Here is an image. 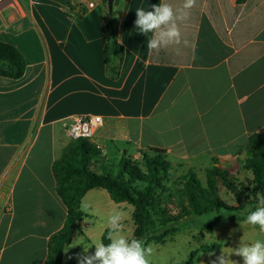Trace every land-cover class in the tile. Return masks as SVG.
Listing matches in <instances>:
<instances>
[{
	"label": "crops",
	"instance_id": "1",
	"mask_svg": "<svg viewBox=\"0 0 264 264\" xmlns=\"http://www.w3.org/2000/svg\"><path fill=\"white\" fill-rule=\"evenodd\" d=\"M159 2L117 0L124 59L115 79L103 0L78 15L66 0H9L0 9V41L26 60L20 79L0 76V264H45L67 218L52 167L72 142L65 130L75 115L103 119L91 140L98 172L161 149L179 174L201 165L249 174L250 137L264 134V0H196L181 44L157 53L146 46L152 33L134 22L136 9ZM91 209L86 235L97 220Z\"/></svg>",
	"mask_w": 264,
	"mask_h": 264
},
{
	"label": "trees",
	"instance_id": "2",
	"mask_svg": "<svg viewBox=\"0 0 264 264\" xmlns=\"http://www.w3.org/2000/svg\"><path fill=\"white\" fill-rule=\"evenodd\" d=\"M66 2L71 10L75 9L70 0ZM103 2L109 32L105 62L108 75L115 79L120 73L124 59V47L118 41L115 10L117 0L114 1L111 15L107 0ZM25 70L26 60L22 53L14 46L0 41V76L20 79ZM250 145L252 157L246 161L244 169L252 173L251 184L254 188L252 192L248 191L245 194L239 189L232 182L234 175L228 170L217 166L208 169L209 180L218 178L235 196L237 204L231 206L203 187L196 172L189 171L183 176L188 201L187 207H184L185 213L179 217H164L160 223L163 230L154 234L150 230L153 225L152 208L160 203V196L166 192L165 182L174 169L166 151L153 149L144 154L140 161L125 157L121 160L117 174L114 175L111 170L98 172L93 168L94 163L101 157L96 145L87 139L72 141L52 167L56 192L67 207L68 213L63 228L53 235L49 242L45 264H62L67 245L71 244L75 232L82 231V222L88 217L81 211L82 200L89 191L96 188L106 190L116 204L128 203L133 206L134 238L143 239L147 244L160 242L177 233L184 215L200 217L222 210L225 218L245 221V209L254 208L257 192L264 193V134L251 136ZM102 239L105 244L109 242L106 239V230Z\"/></svg>",
	"mask_w": 264,
	"mask_h": 264
},
{
	"label": "rangeland",
	"instance_id": "3",
	"mask_svg": "<svg viewBox=\"0 0 264 264\" xmlns=\"http://www.w3.org/2000/svg\"><path fill=\"white\" fill-rule=\"evenodd\" d=\"M75 8L78 11V8ZM80 12L79 9V13L75 14L78 15ZM251 157L252 150L249 158ZM207 168L201 165L197 169V178L202 186L229 205L235 206L237 202L233 193L218 178H213L210 181ZM117 172L118 168L111 171L114 175ZM184 175L172 170L168 181L165 182L166 192L160 196V203L152 208L153 225L150 229L152 233L158 234L163 230L160 223L164 217H179L185 213L184 207H187L188 201L184 189ZM233 175L232 182L245 194L248 191H253L251 172L246 176L243 175L242 178H239L238 174ZM99 193L104 194L97 195V201L87 198L84 202L97 212L96 223L88 230L87 235L79 231L75 232L73 242L70 245L72 250L66 253L64 260L62 259V264H78L79 256L94 253V247L89 248L88 252L85 253L83 245L92 244L102 239L106 229V219L113 211L119 210L124 213L122 233L129 238L134 237L131 230L135 229L132 219L133 206L128 203L121 206L112 202L104 190L99 191ZM223 215L224 211L222 210L200 217L184 215L177 233L160 242L150 243L154 249L153 255L150 257L151 264H213L222 253L236 261L237 264H243L241 257L232 255L233 249L237 248L240 242L250 243L257 239H264V233H260L258 226L249 225L245 221L225 218ZM85 226L86 224H84Z\"/></svg>",
	"mask_w": 264,
	"mask_h": 264
},
{
	"label": "clouds",
	"instance_id": "4",
	"mask_svg": "<svg viewBox=\"0 0 264 264\" xmlns=\"http://www.w3.org/2000/svg\"><path fill=\"white\" fill-rule=\"evenodd\" d=\"M196 0H183L179 7H174L167 0H160L151 5V10L138 8L135 11V28L145 36L152 33L147 40V48L153 52H160L172 45H180L182 34L180 24L189 18L190 10L195 7ZM254 208L245 209V223L258 226L260 233H264V193L257 192ZM81 211L92 212L89 204H82ZM124 213L111 212L106 219V239L92 244L83 245L87 253L91 247L95 251L91 255L78 257L79 264H151L150 257L154 249L143 239L129 238L122 233ZM242 258L243 264H264V239H257L250 243H241L233 249L232 255ZM213 264H237L236 261L223 253Z\"/></svg>",
	"mask_w": 264,
	"mask_h": 264
},
{
	"label": "built area",
	"instance_id": "5",
	"mask_svg": "<svg viewBox=\"0 0 264 264\" xmlns=\"http://www.w3.org/2000/svg\"><path fill=\"white\" fill-rule=\"evenodd\" d=\"M9 0H0V9ZM72 5L78 10L88 11L94 9L101 0H70ZM103 119L99 115H75L71 124L66 128V137L71 141L78 139H87L91 141L96 134L97 129L102 125Z\"/></svg>",
	"mask_w": 264,
	"mask_h": 264
},
{
	"label": "water",
	"instance_id": "6",
	"mask_svg": "<svg viewBox=\"0 0 264 264\" xmlns=\"http://www.w3.org/2000/svg\"><path fill=\"white\" fill-rule=\"evenodd\" d=\"M114 1L115 0H107V6H108V11L110 15L113 13Z\"/></svg>",
	"mask_w": 264,
	"mask_h": 264
}]
</instances>
